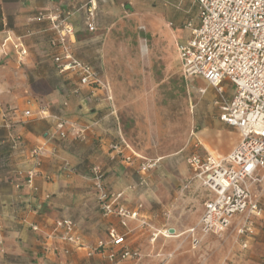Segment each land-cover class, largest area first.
Masks as SVG:
<instances>
[{
	"label": "crops",
	"instance_id": "crops-1",
	"mask_svg": "<svg viewBox=\"0 0 264 264\" xmlns=\"http://www.w3.org/2000/svg\"><path fill=\"white\" fill-rule=\"evenodd\" d=\"M88 1L2 2L4 29L0 31V264H152V256L169 254L167 248L163 250L153 245V230L174 228L170 238L185 235L191 242L188 230L201 217L204 203L214 196L213 191L194 176L188 163L186 168L172 166L173 170L167 169L164 164L165 156L148 157L143 153L141 154L148 158H161L158 166L151 172V187L128 189L129 185L138 180L137 163H125L120 157L111 159V144L119 142L121 136L126 139L117 115L112 113L113 104L107 100L90 103L72 93L74 79L67 74H60L53 62L54 49L49 42L52 33L50 22L33 19L40 11L49 12L58 5L66 10H73ZM97 2L99 9L96 31L89 32L85 29L80 12L71 18L76 28L73 47L81 42L79 31L95 34L112 25L113 18L110 19L109 15L118 9L120 0ZM170 4L179 8V12L172 11V17L183 18V28L176 29L179 33L178 43L189 36V30L184 27V23L189 18H197V6L194 2L190 5L188 0H170L166 6ZM166 12L168 13L167 8ZM103 15H107V18L103 19ZM171 23L176 25L174 19H171ZM18 43L27 49V54L23 57L19 55L16 47ZM96 51L101 59L98 65L95 66L88 60L87 62L92 64L101 78L110 81L114 92L102 59V50ZM179 62L181 64L180 58ZM230 90L231 87L228 90L231 97ZM83 92L85 95L90 94L89 88H85ZM64 100L69 101V107L65 111L68 117L77 120L81 126L90 125L84 139H76L72 134L67 139H61L54 134V125L50 119L24 115L26 110L30 109L35 113L42 106H47L53 112L59 111ZM220 122L232 127L221 120ZM232 128L238 131L239 139L229 151L212 150L199 130L196 131L200 140L197 151L203 156H226L241 140L240 131ZM13 136L20 139L17 149L12 148ZM126 141L131 144L127 139ZM38 146H44L47 152L42 160L41 172L30 187L24 182L25 176L19 175L18 171H26L32 166L28 153ZM186 148L187 162L192 148L188 145ZM52 150H55V154ZM9 156L10 165L4 167L2 160ZM65 161L75 171L63 170ZM179 161L177 159L176 162ZM92 164L103 167L106 183L112 191H124L123 205L133 209L137 202L144 204L141 215L147 218L149 226L142 227L138 220L131 219L128 227H125L118 217L103 215L91 180ZM159 171L163 180L158 183L155 174ZM16 184H20V187ZM255 193L264 210V178L256 186ZM61 216H69L77 222L80 238L85 244L106 239L109 228L115 227L120 235L125 236L126 244L139 250L141 256L124 260L116 258L111 261L102 254L88 256L85 249H78L56 238L47 239V233L51 232L55 220ZM32 224H37L40 229L33 230ZM214 236L218 235L211 233L203 236L196 246L191 242L192 248H203ZM219 237L229 242V262L225 260L224 264H264V213L261 218L256 219V232L248 239V248L242 247L232 229ZM162 238L164 237L160 236L161 240ZM46 245L50 247L47 250Z\"/></svg>",
	"mask_w": 264,
	"mask_h": 264
},
{
	"label": "built area",
	"instance_id": "built-area-1",
	"mask_svg": "<svg viewBox=\"0 0 264 264\" xmlns=\"http://www.w3.org/2000/svg\"><path fill=\"white\" fill-rule=\"evenodd\" d=\"M197 6V18H189L184 27L189 36L177 43V50L182 64L185 80L202 77L208 86L213 88V103L218 110L219 118L229 126L240 131L241 140L234 149L222 158L212 155L203 156L197 148L200 140L193 129L188 146L192 152L187 163L194 176L210 188L214 196L204 203V211L197 223L188 230L191 242L198 245L201 238L208 234L224 235L232 229L243 248H248V239L256 232V219L263 216L264 210L259 205L255 193L256 186L264 178V0H193ZM97 0H89L80 7L66 10L62 5L52 11H40L33 19H45L50 22V46L54 49L53 62L60 74H67L74 79L72 93L81 100L98 103L103 100L113 102L112 86L108 79L100 74L89 62L81 59L74 51L73 43L76 28L71 18L78 12L85 29L97 30ZM21 57L27 54L23 44L18 43ZM1 61V58H0ZM234 86L230 97L228 90ZM89 88L90 94L83 90ZM201 93L206 88L199 90ZM69 101L64 100L59 111L53 112L42 106L33 113L30 109L25 116L50 119L54 125V134L67 139L70 134L76 139H84L90 125L81 126L65 113ZM112 113H115L113 110ZM20 146V139L12 137V148ZM113 156L120 157L125 163H137V182L128 189L139 190L151 187L150 175L161 158H148L139 153L121 136L119 142L111 144ZM47 150L44 146L32 148L28 160L32 166L24 175V182L33 186L35 178L41 172L42 160ZM55 154V150H52ZM11 156L2 160L4 167L10 165ZM63 170L75 171L65 161ZM91 180L97 202L105 216H116L120 223L128 227L129 220H138L142 227L149 226L142 202L128 208L122 204L124 191H112L106 183V175L100 164L90 166ZM20 187V184H16ZM1 229V225H0ZM33 230H39L32 224ZM174 228H165L153 232L152 236L173 235ZM200 235V236H199ZM47 239H58L61 242L85 249L88 256L102 254L109 260L135 259L141 256L139 250L126 244L124 235L115 227H110L106 239H99L94 244H85L79 235L77 222L69 216H61L54 222ZM45 246V250L49 249ZM68 252V249H65Z\"/></svg>",
	"mask_w": 264,
	"mask_h": 264
},
{
	"label": "rangeland",
	"instance_id": "rangeland-1",
	"mask_svg": "<svg viewBox=\"0 0 264 264\" xmlns=\"http://www.w3.org/2000/svg\"><path fill=\"white\" fill-rule=\"evenodd\" d=\"M169 1L120 0L118 9L109 15L112 25L95 34L79 31L81 42L76 43L74 51L97 66L101 59L96 50H102L113 85V110L125 137L148 157L165 156L164 164L172 169L186 168V146L193 129L201 131L204 141L216 152L229 151L239 133L220 122L213 103L214 91L206 80L184 79L176 47V29L183 28V18L172 17V11L179 12V8L173 4L167 7ZM188 2L193 4L192 0ZM204 88L207 91L201 93L199 90ZM155 176L158 183L163 180L160 171ZM159 235L164 238L151 236L153 245L167 248L169 254L152 256V264L229 262V242L219 235L201 249H193L185 235Z\"/></svg>",
	"mask_w": 264,
	"mask_h": 264
},
{
	"label": "trees",
	"instance_id": "trees-1",
	"mask_svg": "<svg viewBox=\"0 0 264 264\" xmlns=\"http://www.w3.org/2000/svg\"><path fill=\"white\" fill-rule=\"evenodd\" d=\"M3 1H14V0H0V31L4 29V13H3ZM127 139V138H126ZM128 140V139H127ZM129 141V140H128ZM130 142V141H129ZM131 143V142H130ZM131 145L140 153H142L140 150H138L132 143ZM144 154V153H143Z\"/></svg>",
	"mask_w": 264,
	"mask_h": 264
},
{
	"label": "bare ground",
	"instance_id": "bare-ground-1",
	"mask_svg": "<svg viewBox=\"0 0 264 264\" xmlns=\"http://www.w3.org/2000/svg\"><path fill=\"white\" fill-rule=\"evenodd\" d=\"M159 235V234H158Z\"/></svg>",
	"mask_w": 264,
	"mask_h": 264
},
{
	"label": "water",
	"instance_id": "water-1",
	"mask_svg": "<svg viewBox=\"0 0 264 264\" xmlns=\"http://www.w3.org/2000/svg\"><path fill=\"white\" fill-rule=\"evenodd\" d=\"M129 7V6H128Z\"/></svg>",
	"mask_w": 264,
	"mask_h": 264
}]
</instances>
